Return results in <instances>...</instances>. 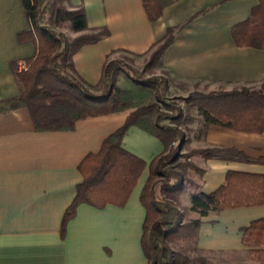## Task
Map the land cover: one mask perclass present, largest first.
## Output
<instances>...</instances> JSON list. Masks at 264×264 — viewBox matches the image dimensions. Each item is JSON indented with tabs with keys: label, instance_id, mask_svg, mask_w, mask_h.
Returning a JSON list of instances; mask_svg holds the SVG:
<instances>
[{
	"label": "crops",
	"instance_id": "obj_1",
	"mask_svg": "<svg viewBox=\"0 0 264 264\" xmlns=\"http://www.w3.org/2000/svg\"><path fill=\"white\" fill-rule=\"evenodd\" d=\"M259 0H168L157 20L150 22L142 0H67L82 8L87 30L105 28L108 36L86 44L72 55L74 74L85 85L97 86L104 62L117 52L140 56L151 50L168 27H179L162 54L159 66L181 85L212 86L214 91L257 88L264 82V50L236 47L230 31L250 17ZM21 0H0V101L15 98L20 87L12 65L35 56L33 42L19 43L29 20ZM83 33V32H82ZM82 33H74L76 37ZM130 110L75 123L71 131L34 130L26 108L0 113V264H145L141 235L145 210L140 192L147 164L163 151L160 140L130 126L121 147L146 162L145 170L124 206L98 209L77 206L61 233L63 213L82 180L78 165L114 133ZM202 148L234 149L249 162L210 158L194 161L201 172L181 193L188 208L194 192L210 194L225 182L229 170L264 175V133H245L210 126ZM197 215L191 212L189 219ZM264 219V204L211 212L201 219L197 248L201 253L244 252L241 231ZM187 220V221H188Z\"/></svg>",
	"mask_w": 264,
	"mask_h": 264
},
{
	"label": "trees",
	"instance_id": "obj_2",
	"mask_svg": "<svg viewBox=\"0 0 264 264\" xmlns=\"http://www.w3.org/2000/svg\"><path fill=\"white\" fill-rule=\"evenodd\" d=\"M21 1L30 29L19 33L17 39L19 43L33 42L36 52L27 61V70L17 73L15 64L12 65L20 93L15 98L1 100L0 113L26 108L34 130L48 132L71 131L79 120L130 110L125 122L102 141L99 151L87 154L79 163L82 180L63 213V237L78 205L84 203L102 209L107 204L122 207L127 202L146 166V162L121 147V139L130 126L146 131L163 144V151L147 164L146 184L139 195L145 210L141 235L145 264H189L187 256L172 251L170 242L179 241L189 250L201 253L197 240L204 216L223 209L264 204V175L231 170L226 173L224 184L214 192L192 193L190 204L184 211L174 202L185 190L187 168L179 162L181 159L195 155L204 159L249 162L246 156L231 148H200L185 156L181 153L184 137L177 128L178 122L189 120V110L194 108L200 117L202 135L213 125L238 132L264 133V82L258 88L241 86L229 91L192 92L182 99V110L174 100L168 101L159 94V86L162 85L164 91L168 87L165 80L139 81L127 74L124 83L117 79V75L124 72L123 63L116 58H108L102 66L99 84L88 86L74 74L72 55L82 46L95 44L107 37L108 31L101 28L84 32L87 22L83 9L65 7L67 0ZM142 1L150 22L160 18L168 4V0ZM45 11L50 12L53 22H43ZM66 22L70 32L83 33L72 39L63 33H55L54 28ZM180 28L168 27L165 35L156 41L151 48L154 51L150 65L160 62L162 54L172 43L175 31ZM230 35L236 47L264 50V0H259L251 8L248 19L231 28ZM95 87H99L98 93L92 91ZM160 108L174 112L169 118L171 125L160 122ZM176 140L179 143L171 147ZM194 169L201 174L198 168ZM184 212H193L197 218L184 221ZM241 234L244 247H262L252 252L264 253V219L253 221ZM204 260L195 259L197 262Z\"/></svg>",
	"mask_w": 264,
	"mask_h": 264
},
{
	"label": "rangeland",
	"instance_id": "obj_3",
	"mask_svg": "<svg viewBox=\"0 0 264 264\" xmlns=\"http://www.w3.org/2000/svg\"><path fill=\"white\" fill-rule=\"evenodd\" d=\"M50 4V3H49ZM65 7H68L67 2H64ZM43 22L51 23L53 22V19L51 18V14L49 11H45L43 15ZM55 33H63L67 38L72 39L74 33L70 32V29L68 27V23H64L61 26L54 28ZM154 51V49H151L149 52L145 54H141L140 56L131 55L128 52H117L112 55L111 58H116L120 60L123 63V70L124 72L119 73L117 75L118 80H124L126 79L127 74H129L134 79H137L139 81L141 80H147L151 79L154 82L155 79H163L167 82L168 87L164 91L162 85L158 87L159 94L167 99L168 101L174 100V102L178 103L182 110H184V102L182 99H184L185 96L192 92H204L208 93L211 91H214L212 86H206L202 85L200 83L197 84H188V85H181L178 83L174 78H172L168 73L163 70L159 63H154V65L151 64L152 56L151 53ZM150 65V66H149ZM124 82V81H123ZM125 83V82H124ZM256 86L257 88L260 86ZM99 87H95L92 91L95 93H98ZM149 101V99H148ZM160 113H162V118L160 122L165 125H171L169 118L172 114H174L173 111H166L163 108H160ZM183 116L185 117V113L183 112ZM200 123V117L197 112V110L190 109L189 110V120L183 122V119L180 120L177 124V128L183 133V139H184V146L181 150V153L186 156L191 154V151L193 150H199L203 142V135L201 132V125ZM179 143L178 140L175 142H172L171 147H175ZM200 160L197 156H189L184 159H181L179 162L183 163L184 166H186V175H185V182L184 186L187 188L189 184L193 181L192 178L197 176V171H195V168H198L195 166L194 161ZM189 166H193L189 167ZM175 204L177 208H179L181 211H184L186 207H183L181 202V196L179 195L175 199ZM191 215V212H184L183 220L187 221L189 216ZM170 248L172 251H174L175 254L182 253L184 256H187L189 259V264H264V253L259 252H252V250H259L260 248L257 247H249L244 252H237L232 254H209V253H197L192 250H189V247L184 245L183 243L176 241V242H170L169 243ZM202 258L203 262H197L195 259Z\"/></svg>",
	"mask_w": 264,
	"mask_h": 264
},
{
	"label": "built area",
	"instance_id": "obj_4",
	"mask_svg": "<svg viewBox=\"0 0 264 264\" xmlns=\"http://www.w3.org/2000/svg\"><path fill=\"white\" fill-rule=\"evenodd\" d=\"M27 68H28V64L23 63V62L17 63L18 72L25 71L27 70Z\"/></svg>",
	"mask_w": 264,
	"mask_h": 264
}]
</instances>
